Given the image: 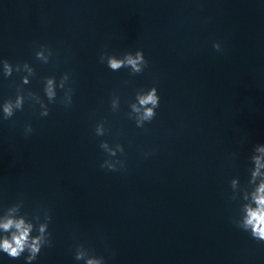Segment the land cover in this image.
Returning a JSON list of instances; mask_svg holds the SVG:
<instances>
[{"label": "clouds", "instance_id": "9594fccd", "mask_svg": "<svg viewBox=\"0 0 264 264\" xmlns=\"http://www.w3.org/2000/svg\"><path fill=\"white\" fill-rule=\"evenodd\" d=\"M213 48L222 51L220 42H215ZM53 56L51 47L47 44H40L35 51L37 61L47 64ZM100 63L112 71H119L128 68L130 74H141L148 66V61L142 49L135 52H124L121 56L109 54L102 51L99 56ZM24 73L21 75V85L16 87L15 97H9L0 102V120H10L17 111L24 108L25 101L40 105L41 117L50 114L49 104L55 103L57 99V89L64 90V95L60 102L66 107H71L74 89L70 86V74L65 72L59 81L55 76L43 77V92L47 98V103L37 93L26 90L22 85H28L31 77L36 75L35 68L27 61L23 63H11L6 58H0V75L4 78L11 77L13 73ZM120 105V98L113 94L111 99V109L117 111ZM160 106V96L157 87L153 86L147 90H138L135 94V101L130 103V119L135 120L138 128H143L146 122H151L157 115L156 109ZM105 121H100L95 125V135L104 136L106 134ZM33 132L31 124H26L24 133L29 135ZM99 147L107 153L109 157H116L117 153H124V148L120 143L111 146L107 141L102 140ZM251 167L247 186L241 187L238 177L230 180L229 184L232 194L231 200H242L239 207L238 217L232 219V223L257 242L264 243V144H256L249 157ZM124 161L120 159H105L100 165L102 169L118 171L124 167ZM119 166V167H118ZM23 200L11 204L0 213V252L9 258L17 260L25 253V264H33L41 254L42 249L52 245V233L49 231V224L52 221L50 210H43V218L39 213L33 214L29 219L22 213ZM36 235H33V232ZM74 259L84 261V264H105L104 257L97 256L83 244L75 246Z\"/></svg>", "mask_w": 264, "mask_h": 264}]
</instances>
